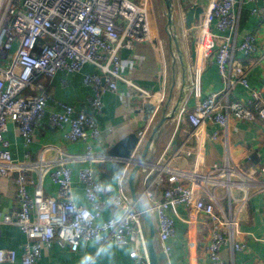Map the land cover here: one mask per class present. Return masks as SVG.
Instances as JSON below:
<instances>
[{"label":"built area","instance_id":"2783aa9c","mask_svg":"<svg viewBox=\"0 0 264 264\" xmlns=\"http://www.w3.org/2000/svg\"><path fill=\"white\" fill-rule=\"evenodd\" d=\"M241 1L213 0L197 23L200 52L204 58L215 56L225 87L205 94L203 66H197L192 79V94L197 102L192 108L186 103L179 112V118L188 119L193 127L191 135L196 137L207 120L220 124L225 130V144L230 111L237 119L258 117L264 121V96L249 82L251 65L242 63L236 56L237 52L248 56L259 50L256 33H248L238 40L240 15L236 5ZM149 7L150 0H0V177L15 169L20 171L16 179L19 209L14 214H5L0 221L17 224L26 236L21 264H36L43 249L56 239L68 243L73 250H77L81 240H94L100 246L109 243L131 246L129 255L135 264H150L148 227L125 184L127 170L134 164L127 162L117 174L118 191L107 199L104 195L110 192V187L104 179L92 166L81 168L77 179L90 206L77 204L73 199V171L69 161L109 159L107 154L94 151V141L100 140L102 131L94 115L66 102H59V109L47 114L50 96L42 81L53 79L59 71L79 72L91 64L97 71L86 73L84 82L91 88L87 103L94 111H102L103 95L118 92L120 81L126 83L132 98L155 102V113L138 134L134 155L167 95L165 86L155 92L122 73L120 50L131 48L135 42L154 40ZM180 9L183 11L182 6ZM251 11L264 24V0ZM132 57L135 63H142L140 56ZM237 84L249 91L244 102L230 100ZM124 100L130 108L131 97L126 96ZM45 118L53 127L68 125L66 139L84 141L86 148L81 154H66L62 148L53 147L57 157L51 161L45 160L42 153L35 162L40 172L36 184L21 164L13 160L4 132L8 123L13 122L24 138L26 156L30 157L29 147L36 128ZM212 138L219 139V132H214ZM178 155L179 150L170 153L166 149L158 161L142 165L148 182L144 195L150 201L147 207L156 216L157 237L163 251L168 253L171 249L168 240L176 232L173 215L183 206L201 216L196 222L206 229L210 264H235L233 259L225 260L221 251L228 244L234 251L245 248L237 239L239 217L234 207L236 203L244 205L249 198L252 184L247 182L249 173L228 157L206 167L199 148L193 167L179 168L172 164ZM45 174L57 185L56 194L43 190ZM34 183L36 187L31 193L29 186ZM256 185L264 187V181ZM156 187L162 191L161 198L154 191ZM234 188L242 190L240 198L235 197ZM219 189L223 190L222 194ZM223 200L228 201V209L221 205ZM107 204L121 213L100 221ZM17 256L15 249L0 248V263H15Z\"/></svg>","mask_w":264,"mask_h":264},{"label":"crops","instance_id":"0c3cea01","mask_svg":"<svg viewBox=\"0 0 264 264\" xmlns=\"http://www.w3.org/2000/svg\"><path fill=\"white\" fill-rule=\"evenodd\" d=\"M211 1L213 0H173V14L175 15L174 20H176L174 29L178 33V37L185 41L182 42L179 39L185 52L183 61L179 54H175L172 50L175 48L174 43L170 39L161 37L155 29L156 24L153 25L151 16L154 40L152 42H135L131 48L123 47L120 50L122 73L126 77L152 91L160 92L164 86L167 91L166 98L137 151V157L141 155L153 128L163 113L166 112L169 115L174 112L157 133L148 151L146 163L158 161L166 149L170 153L179 150V155L172 164L179 168H192L199 148L202 153V164L206 167L222 162L226 157L232 163L241 166L249 173L247 182L252 183L246 203L242 206L236 203L234 207V211L239 217L237 239L245 244V248L234 251L230 244L224 245L221 251L222 257L229 262L233 259L235 264H264V187L256 185L264 181V172L262 171L264 168V121L258 117L253 120L237 119L230 111L228 132H226L228 141L225 144L223 140L225 130L220 124L207 120L200 129L199 136L196 137L191 135L193 127L188 119L184 116L179 118L182 106L188 103L187 105L192 108L197 102L192 94V79L197 66H203L202 89L205 94L221 91L225 87L214 55L204 58L202 54H197L196 58L192 57L190 42H195L196 46L197 33L186 26L184 8L197 3L203 7L205 12ZM262 2L263 0H242L236 5V10L240 15L238 40L248 33H256L259 41V50L255 54L245 56L237 52L236 56L242 63L251 65L250 85L253 89L260 90L264 96V24L251 11L253 7L261 5ZM180 6L183 7V11ZM176 14L178 18H175ZM177 22H180V26ZM195 30L198 31L197 26ZM165 31L168 35L166 27ZM180 32L182 35H179ZM160 42L163 44L161 45ZM175 52H177L176 48ZM134 55L142 58L140 65L135 63V58L132 57ZM96 71L97 69L93 65L87 64L79 72L59 71L53 79H42V81L45 85L44 90L50 96L47 114L58 110L59 102H66L72 104L77 110H84L94 115L102 131L100 140L94 141V151L107 154V151L120 139L130 133L139 134L147 126L149 118L155 113L156 104L152 101L144 102L132 98V93L126 83L120 81L118 92H107L103 95L104 107L102 111H94L87 103L91 88L85 84L84 75ZM126 96L131 97L130 108L124 100ZM248 97V89L237 84L231 93L230 100L244 102ZM68 130V125L62 128L53 127L45 118L36 128L34 141L29 147L30 157L26 156L24 138L19 134L13 122L8 123L4 136L9 141L13 160L20 163L37 184L40 172L39 166L35 162L40 160L42 153L45 160L51 161L57 157V152L53 147L62 148L66 154L85 152L86 143L84 141L72 142L66 139L65 134ZM214 132H219V139L212 138ZM69 165L73 171V199L77 204L90 206L83 185L77 179L79 170L85 166H92L110 187V192L104 195L105 199L118 191L117 173L110 158L102 162L74 160L69 161ZM132 167L133 165L127 170L125 181L129 191L128 178ZM19 172L15 169L9 175L0 177V219L5 214L16 213L19 209L16 196V179ZM144 172L143 166H141L135 177V186L138 196L149 206L150 201L144 195L148 183ZM35 183L29 186L31 193L35 190ZM42 188L49 194H56L58 190L57 185L51 181L48 174L43 177ZM154 191L158 198H161V189L156 187ZM218 192L222 194L223 190L219 189ZM233 193L236 198L243 195L239 188H234ZM221 205L228 209L227 200L221 201ZM120 213L119 209L107 204L99 220L102 221ZM152 216L156 226V248L163 251L162 244L157 237L156 216L154 214ZM173 216L176 222V232L168 240L171 249L166 253L164 264H210L206 248L208 241L206 229L196 222V219L201 216L183 206H179ZM25 242L26 236L17 224L0 221V248L15 249L18 255L15 263L0 264H21ZM130 250L131 246L118 247L113 243L100 246L94 240H81L77 250H73L68 243H60L56 239L50 246L43 249L36 264H135L129 255Z\"/></svg>","mask_w":264,"mask_h":264},{"label":"water","instance_id":"95a60500","mask_svg":"<svg viewBox=\"0 0 264 264\" xmlns=\"http://www.w3.org/2000/svg\"><path fill=\"white\" fill-rule=\"evenodd\" d=\"M166 6V16H167V25L166 30L169 35V39L172 43H174L175 48L177 50V53L179 54V57L183 61V51L181 47V43L178 37V34L176 30L174 29L176 27L175 20H174V14H173V0H163ZM185 11V19H186V26L193 30V32L197 33L196 26L197 23L201 19V15L204 13V9L201 5L195 3L193 5L186 6L184 8ZM195 46H191L192 49H194ZM192 57L196 58V54L193 50ZM174 114H166V112L163 113L161 119L158 121V123L155 125V127L152 130V133L150 137L148 138L143 151L139 157H137V151L134 155L133 152L136 149V146L139 142V136L137 133H130L124 138L120 139L118 142H116L108 151L107 154L110 158V160L113 163L114 170L117 174H120L126 163H133V167L130 171L128 182L130 186V193L133 202L135 203V206L137 209L141 212L146 225L148 227V237H147V244H148V251L150 256V264H164V259L166 258V253L164 251H159L156 248V226L155 222L152 216L151 211L147 207V205L144 203V201L141 199V197L138 196L135 186V177L137 175V172L139 171L140 167L144 165L147 162V154L148 151L163 124Z\"/></svg>","mask_w":264,"mask_h":264},{"label":"rangeland","instance_id":"374dc122","mask_svg":"<svg viewBox=\"0 0 264 264\" xmlns=\"http://www.w3.org/2000/svg\"><path fill=\"white\" fill-rule=\"evenodd\" d=\"M142 1L143 0H141V2ZM149 13H150V16L152 18L151 20H152L153 25L156 24L155 29H157V31L159 32L161 37L167 38L169 40V37H168V35L166 34V31H165V27H166V24H167V16H166V6H165L164 1L163 0H150ZM175 18H178L177 14H176ZM177 23H178V25L180 24V22H177ZM180 34L182 35V32H180L179 35ZM179 39L182 42L184 41L183 38L181 39L179 37ZM190 44L192 46V41L190 42ZM199 49H200L199 45L196 43V46L194 47V49L191 48V51L193 53V50H194L195 54L197 55V54H199ZM172 50L174 51L175 54H177V52H175V48H173ZM182 51H183V53H185L183 49H182Z\"/></svg>","mask_w":264,"mask_h":264},{"label":"bare ground","instance_id":"6f19581e","mask_svg":"<svg viewBox=\"0 0 264 264\" xmlns=\"http://www.w3.org/2000/svg\"><path fill=\"white\" fill-rule=\"evenodd\" d=\"M192 46H195V42H193V41H192ZM199 54L201 55L200 49H199Z\"/></svg>","mask_w":264,"mask_h":264}]
</instances>
